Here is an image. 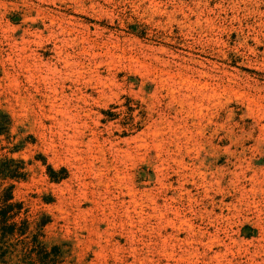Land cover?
I'll list each match as a JSON object with an SVG mask.
<instances>
[{
    "label": "rangeland",
    "instance_id": "obj_1",
    "mask_svg": "<svg viewBox=\"0 0 264 264\" xmlns=\"http://www.w3.org/2000/svg\"><path fill=\"white\" fill-rule=\"evenodd\" d=\"M4 158L59 264H264V0H0Z\"/></svg>",
    "mask_w": 264,
    "mask_h": 264
},
{
    "label": "trees",
    "instance_id": "obj_2",
    "mask_svg": "<svg viewBox=\"0 0 264 264\" xmlns=\"http://www.w3.org/2000/svg\"><path fill=\"white\" fill-rule=\"evenodd\" d=\"M11 161L0 159V179L19 178L23 174L17 167L9 166ZM22 207L21 201L13 199L11 184L0 189V264H59L60 246H47L39 239L48 218L40 216L30 228L26 217H19L25 212Z\"/></svg>",
    "mask_w": 264,
    "mask_h": 264
}]
</instances>
